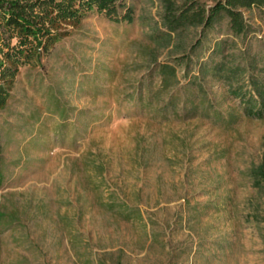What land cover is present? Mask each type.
I'll list each match as a JSON object with an SVG mask.
<instances>
[{
    "label": "rangeland",
    "instance_id": "obj_1",
    "mask_svg": "<svg viewBox=\"0 0 264 264\" xmlns=\"http://www.w3.org/2000/svg\"><path fill=\"white\" fill-rule=\"evenodd\" d=\"M125 2L131 23L87 14L9 90L0 264H264V190L249 177L264 162V116H247L211 77L213 108H184L194 64L176 69L177 112L162 110L167 95L152 112L137 99L157 87L156 62L205 60L220 39L235 62L254 56L264 78V8L240 9L244 35L223 18L202 35L191 26L167 37L160 0Z\"/></svg>",
    "mask_w": 264,
    "mask_h": 264
},
{
    "label": "trees",
    "instance_id": "obj_2",
    "mask_svg": "<svg viewBox=\"0 0 264 264\" xmlns=\"http://www.w3.org/2000/svg\"><path fill=\"white\" fill-rule=\"evenodd\" d=\"M160 2L163 8L162 25L166 29L161 34L167 37L191 26L201 27L202 35L223 18H226L227 27L234 36L244 35L248 25L240 9L264 8V0H217L210 6L199 0ZM89 13L105 14L117 23L133 21L132 8L126 5L125 0H0V109L9 99V90L20 68L40 64L56 43L69 33V27L79 24ZM201 41L202 37L192 46V50ZM236 58L227 40L220 39L214 42L205 60L192 61L189 54H183L174 58V64L156 62L150 75L154 73L158 77L157 87L153 91L148 83L145 94H139L137 99L145 110L152 112L158 106V103L153 104V100L157 101L167 95L162 110L170 105L174 109L172 113L177 112V97L183 87H177L179 80L176 69L185 65L188 73L190 65L194 64L197 67L196 73L191 75L188 82L191 89L185 86L184 108L195 110L199 105L213 108V101L208 98L204 86V80L211 77L220 82L221 87L226 88L230 95L240 100L247 116L262 117L264 78L254 74V56L242 59V63L235 62ZM213 113L222 117L217 109ZM249 177L254 187L264 190V162L250 168ZM118 211L124 219L139 216L137 209L132 207H119Z\"/></svg>",
    "mask_w": 264,
    "mask_h": 264
}]
</instances>
